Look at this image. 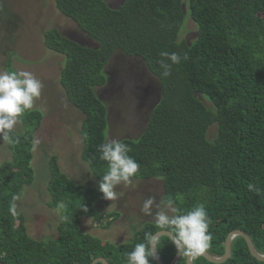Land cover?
Masks as SVG:
<instances>
[{
    "label": "trees",
    "instance_id": "trees-1",
    "mask_svg": "<svg viewBox=\"0 0 264 264\" xmlns=\"http://www.w3.org/2000/svg\"><path fill=\"white\" fill-rule=\"evenodd\" d=\"M54 2L98 44H81L58 28L44 32L45 47L65 57L60 84L84 116L81 156L98 183L108 170L98 151L107 141L108 110L97 89L111 82L105 69L119 51L141 59L160 86V99L142 134L120 139L140 165L131 179H161L162 198L171 195L181 214L203 203L211 220V255L225 254L226 239L235 230L248 234L264 255V0H124L117 8L104 0ZM187 16L197 28L191 43L179 38ZM161 52L181 57L167 78L161 76ZM5 68L13 71L11 57ZM43 120L38 108L20 117L24 132L11 133L12 160L0 166V263L91 264L104 258L109 264H127V253L144 242L145 234L161 229L146 223L132 242L122 245L85 234L82 216L109 228L119 213H99L96 204L103 195L98 185H77L60 170L56 156L49 162L48 192L50 207L59 208L62 216L57 238L36 240L28 234L15 203L34 180V138ZM212 126L216 134L209 138ZM17 136L19 143L14 142ZM249 183L261 190L259 195L248 190ZM157 248L164 264L177 254L167 236L160 237ZM193 264L216 263L199 256ZM221 264L264 261L238 236Z\"/></svg>",
    "mask_w": 264,
    "mask_h": 264
},
{
    "label": "rangeland",
    "instance_id": "rangeland-1",
    "mask_svg": "<svg viewBox=\"0 0 264 264\" xmlns=\"http://www.w3.org/2000/svg\"><path fill=\"white\" fill-rule=\"evenodd\" d=\"M104 1L117 8L124 0ZM188 17L179 38L191 43L197 37V28ZM54 28L81 44L93 48L98 45L58 11L54 0H0V71L6 70L11 57L13 71H28L43 84L41 96L34 106L44 114L42 126L34 138V142L38 141L34 143L32 160L34 180L22 190L15 203L18 212L25 216L28 234L36 240L57 238L62 220L60 209L50 207L49 162L53 156L57 157L60 170L77 185L89 188L98 185V179L81 156L84 142L80 132L84 116L68 101L60 84L65 57L44 45V32ZM105 73L111 82L97 89V93L108 110L107 140L138 138L160 99L157 78L141 59L125 57L119 51L113 55ZM14 132H24L21 121ZM215 134L216 127L212 126L209 138ZM11 160L9 142L0 139V166ZM115 191L118 199L107 201L102 198L96 209L99 213L116 211L119 213L117 220L104 228L93 218L82 216L80 227L85 234L122 245L132 242L144 224H155L154 215H145L141 208L148 197H154L157 202L161 200L163 185L161 179H131L130 183L117 185Z\"/></svg>",
    "mask_w": 264,
    "mask_h": 264
},
{
    "label": "clouds",
    "instance_id": "clouds-1",
    "mask_svg": "<svg viewBox=\"0 0 264 264\" xmlns=\"http://www.w3.org/2000/svg\"><path fill=\"white\" fill-rule=\"evenodd\" d=\"M160 56L162 59L158 63L162 69L161 76L167 78L171 75L172 65L179 64L181 57L177 53L169 52H161ZM183 59H188L187 54ZM42 88V82L28 71H0V139L2 141L13 142L11 133L20 122V117L34 108L35 101L41 96ZM14 142L19 143L18 136ZM98 151L100 159L106 161L108 165V170L98 183V191L105 200L113 201L118 199L116 186L122 182L130 183L131 178L139 172L140 165L129 155L131 148L120 140L104 141L98 146ZM248 190L255 191L258 195L261 192L252 183L248 184ZM82 210L88 211L86 207ZM141 211L147 216L154 215L156 227L167 230L177 254L188 257L190 264L211 247L213 239L209 231L211 220L203 203L181 214L176 207V200L171 195L163 197L159 202L154 197H148L144 200ZM160 235V232L146 233L144 242L137 243L133 250L127 253V264H150V261H156Z\"/></svg>",
    "mask_w": 264,
    "mask_h": 264
},
{
    "label": "water",
    "instance_id": "water-1",
    "mask_svg": "<svg viewBox=\"0 0 264 264\" xmlns=\"http://www.w3.org/2000/svg\"><path fill=\"white\" fill-rule=\"evenodd\" d=\"M161 233L160 237H163V236H168L167 234V230H161V231H158ZM238 236H242L245 238L246 242H247V245H248V248L251 252V254L258 260H261V261H264V255L258 253L252 243V240L250 239L249 235L246 234L245 232L243 231H240V230H235V231H232L227 239H226V246H225V254L222 256V257H216V256H213L211 255L208 251L203 254L202 256H204L207 260H209L210 262H213V263H216V264H221V263H224L226 262L229 257L231 256V244H232V241L234 240L235 237H238ZM182 257L179 256L178 254L175 255V257L173 258V260L171 261L170 264H178L179 260L181 259ZM103 263V264H109L108 261L104 258H98L96 260L93 261V263L91 264H96V263ZM157 264H164L159 255H158V259L155 261ZM2 264V263H0ZM187 264H190V261H189V258L187 257ZM191 264H193V261H191Z\"/></svg>",
    "mask_w": 264,
    "mask_h": 264
},
{
    "label": "flooded vegetation",
    "instance_id": "flooded-vegetation-1",
    "mask_svg": "<svg viewBox=\"0 0 264 264\" xmlns=\"http://www.w3.org/2000/svg\"><path fill=\"white\" fill-rule=\"evenodd\" d=\"M182 258L179 260L178 264H180V262L182 261ZM185 259H186L185 261H186V264H187V257H185Z\"/></svg>",
    "mask_w": 264,
    "mask_h": 264
}]
</instances>
